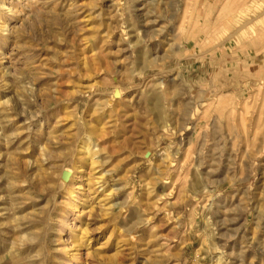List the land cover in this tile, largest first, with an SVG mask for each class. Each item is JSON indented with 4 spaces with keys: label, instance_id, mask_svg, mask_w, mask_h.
Instances as JSON below:
<instances>
[{
    "label": "rangeland",
    "instance_id": "374dc122",
    "mask_svg": "<svg viewBox=\"0 0 264 264\" xmlns=\"http://www.w3.org/2000/svg\"><path fill=\"white\" fill-rule=\"evenodd\" d=\"M246 1L0 0V264H264Z\"/></svg>",
    "mask_w": 264,
    "mask_h": 264
},
{
    "label": "bare ground",
    "instance_id": "6f19581e",
    "mask_svg": "<svg viewBox=\"0 0 264 264\" xmlns=\"http://www.w3.org/2000/svg\"><path fill=\"white\" fill-rule=\"evenodd\" d=\"M250 3V4H249ZM253 3V0H247L246 2H244V4L251 6ZM13 10V9H12ZM236 16V15H235ZM120 90V89H119ZM118 93V92H117ZM121 96V95H120ZM119 96V97H120ZM88 146V145H87ZM86 146V144H83L81 147H80V150L79 152H83L84 149H87L88 147ZM89 151V150H88ZM73 168V167H72ZM72 168L69 169V168H66L65 166L61 168L60 170V173H59V176L61 178V184L64 185V186H67V187H72V190L69 191V195H71L70 197H74L73 195V192L75 189H77L79 187V184L78 183H74L73 182V179L71 180V176H74L75 177V172L72 171ZM71 181V182H70ZM75 254H78V252L76 251ZM75 256V255H74ZM76 256H79V255H76ZM75 256V257H76ZM79 260V258H77Z\"/></svg>",
    "mask_w": 264,
    "mask_h": 264
}]
</instances>
